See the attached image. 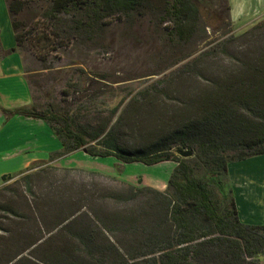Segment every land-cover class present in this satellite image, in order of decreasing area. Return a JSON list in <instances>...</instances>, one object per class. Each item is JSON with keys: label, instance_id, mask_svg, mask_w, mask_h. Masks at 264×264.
I'll return each instance as SVG.
<instances>
[{"label": "trees", "instance_id": "16d2710c", "mask_svg": "<svg viewBox=\"0 0 264 264\" xmlns=\"http://www.w3.org/2000/svg\"><path fill=\"white\" fill-rule=\"evenodd\" d=\"M6 1L17 49L29 50L40 61L93 24L139 11L161 15L164 28L186 42L196 33L200 13L208 6L207 0H53L42 15V25L26 29L17 20L21 1ZM64 17H70L71 26L65 25ZM226 27L228 31L231 23ZM262 32L264 20L242 37H259ZM60 93L71 98L79 90L67 85ZM31 95V106L0 107V113L42 120L59 140L60 149L47 161L3 177L2 182L19 177L28 192L31 180L44 182L48 193L40 202L65 206V211L45 231L31 215L36 238L26 243L25 250L41 245L44 235L61 234L67 240L46 264H259L264 256V225L242 223L231 192L225 195L222 190L230 164L264 155L263 59L243 66L237 78L226 80L196 117L136 148L122 141L117 121L111 125L118 107L107 119L89 120L85 108L38 105L32 90ZM190 150L191 157L178 155ZM78 151L122 164L150 167L172 162L175 167L163 191L116 179H110L113 187L104 188V176L99 173L51 164ZM80 175L90 177L91 183H77ZM6 191L0 188V196ZM44 209L37 208L41 219ZM22 219L28 221V217ZM82 219L83 224L77 225ZM13 261L14 253L0 264Z\"/></svg>", "mask_w": 264, "mask_h": 264}, {"label": "rangeland", "instance_id": "374dc122", "mask_svg": "<svg viewBox=\"0 0 264 264\" xmlns=\"http://www.w3.org/2000/svg\"><path fill=\"white\" fill-rule=\"evenodd\" d=\"M20 1L22 11L17 20L29 29L42 25V15L47 13L53 0ZM207 4L200 13L196 33L186 42L164 28L161 15L139 11L120 20L107 19L93 24L91 29L76 33L69 44L45 56L44 61L29 50L22 51L34 100L38 105L50 103L54 108H85L89 111V120L107 119L118 107L111 125L117 121L116 128L126 146L136 148L154 141L178 124L196 117L206 100L226 80L237 78L243 66L264 60V32L259 37H242L264 20V0H207ZM229 6L235 12L246 11L232 13L239 19L236 27L239 30L231 22ZM70 20V17L63 18L65 25H70ZM227 23H231L228 31ZM67 85L75 86L79 93L71 98L62 96L60 92ZM40 151L48 152L49 157L44 159L48 160L56 149L50 142L43 144ZM54 162L51 164L59 168L101 174L104 188L113 187L115 184L110 179H116L160 191L165 190L175 167L172 162L150 167L140 163L122 164L114 158H91L81 151ZM18 166L19 162L14 160V171ZM239 167V170L264 175V156L249 158ZM76 181L91 183L90 177L84 175ZM259 181L256 186L264 189V180ZM223 184L222 193L231 192L233 196L228 179ZM0 188L7 190L0 196V262L14 253V261L9 264L48 263L55 249L67 239L61 234L50 238L44 235L46 240L41 245L25 250L26 243L36 238L31 215L45 231V227L54 226L65 206L40 202L39 198L48 193L44 182L31 180L28 192L19 177L5 184L0 179ZM37 208H45L43 219ZM22 217H28V221L23 222ZM260 217L264 221V214ZM82 222L83 219L77 221V225ZM258 261L264 264V256Z\"/></svg>", "mask_w": 264, "mask_h": 264}, {"label": "crops", "instance_id": "0c3cea01", "mask_svg": "<svg viewBox=\"0 0 264 264\" xmlns=\"http://www.w3.org/2000/svg\"><path fill=\"white\" fill-rule=\"evenodd\" d=\"M229 8L231 22L239 30L236 28L239 19L236 20L232 13L246 11L235 12L232 6ZM31 105L32 95L24 70V58L16 46L7 1L0 0V107L13 110ZM55 140L58 139L40 119L25 116L8 118L0 113V179L26 171L36 162L47 161L44 159L49 157L48 152L42 153L40 149L43 144L53 142L54 149L59 150L60 142ZM14 160L19 162L15 171ZM245 161L228 166V181L234 192L238 217L245 224L264 225V221L260 220V214H264V189L256 186V181L264 180V175L239 170Z\"/></svg>", "mask_w": 264, "mask_h": 264}, {"label": "water", "instance_id": "95a60500", "mask_svg": "<svg viewBox=\"0 0 264 264\" xmlns=\"http://www.w3.org/2000/svg\"><path fill=\"white\" fill-rule=\"evenodd\" d=\"M192 154H193V151H192V150H190V151H188V152H185V151H180V152H178V155H179L180 157H183V158L191 157Z\"/></svg>", "mask_w": 264, "mask_h": 264}]
</instances>
